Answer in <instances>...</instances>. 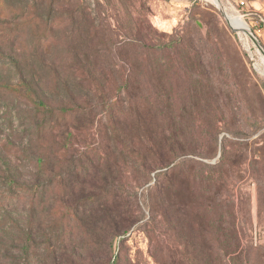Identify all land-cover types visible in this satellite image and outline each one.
<instances>
[{
  "label": "rangeland",
  "instance_id": "1",
  "mask_svg": "<svg viewBox=\"0 0 264 264\" xmlns=\"http://www.w3.org/2000/svg\"><path fill=\"white\" fill-rule=\"evenodd\" d=\"M4 1L9 9L2 11L0 2V83L30 75L49 104L78 112L77 121L63 122L67 126L58 139L60 158L52 155L55 143L52 149L47 143L42 182L58 172L64 184L58 188L49 181L39 189L34 213L27 211L28 204L0 210V264H23L21 251L26 247L31 264H111L121 244L110 237L107 219L114 218L112 209L107 215L103 209L81 208V220L67 236L68 220L59 218L53 207L58 197L67 198L71 191L81 198L97 192L92 178L74 180L72 167L86 165L87 157L93 161L91 150L102 152V147L111 156V189H118L123 207L139 221L149 219L147 191L157 178L153 163L159 159L152 140L158 137L155 129L169 128L177 137H186L194 151L187 171L195 198L188 209L197 213L188 216L191 224L183 214L178 219L183 226L189 223L184 233L194 245L185 254L183 239L176 235L180 229L164 212L169 192L176 208H184V191L165 186L153 238L163 263L264 264V53L243 28L234 31L218 8L221 2L226 14L244 20L264 48V0H79L78 5L64 3L60 9H55L58 0ZM111 26L131 29L150 47L171 44L173 39L182 45L175 53L161 55L159 63L149 55L148 63L160 69L151 74L139 69L131 79L135 91L119 93L120 80L109 65L111 53L103 52V46H111V34L106 36ZM44 29L49 46L41 47L37 38ZM117 59L120 63L126 56ZM99 92L109 104L111 96L119 94L117 117L99 103ZM28 114L24 100L0 91V185L6 167L21 182L37 181L31 158L43 144L31 141ZM201 175L207 177L203 184ZM183 179L181 175L177 183ZM230 219L239 236L234 254L213 240L227 234ZM49 243L56 247L48 248ZM154 246L147 231L128 240L123 255L147 261Z\"/></svg>",
  "mask_w": 264,
  "mask_h": 264
},
{
  "label": "trees",
  "instance_id": "2",
  "mask_svg": "<svg viewBox=\"0 0 264 264\" xmlns=\"http://www.w3.org/2000/svg\"><path fill=\"white\" fill-rule=\"evenodd\" d=\"M1 2V10L7 12L9 6L6 4L4 0H0ZM79 0H58L55 4V9H60L63 7L64 3H67L71 7L73 5H78ZM49 8V7H48ZM74 12V17L76 18V11ZM68 16H72V13L69 12ZM73 18V17H72ZM116 26L113 28L111 26L110 30L108 29L106 33L111 34V46L105 47L103 52L111 53V71L116 73L117 77L120 80V83L116 87V90L123 91L124 89L135 91L134 84H132V77L134 73H139V69L145 72H149L150 74L154 71L158 70V67L155 65H151L149 62V55H152L156 62L159 63L161 55L168 53H175V50L179 49L181 44L180 39H173L171 44L164 45H156L153 47L147 46L146 43H143L138 39L135 34L132 33L131 29L128 31L124 30L120 27ZM105 35V34H104ZM92 40V39H91ZM49 46V39L47 29L39 32L37 38V45L41 47ZM98 44V43H97ZM102 46V43L99 42ZM126 56V59H122V61L117 62V56ZM122 64V65H120ZM158 65V64H157ZM85 69V68H84ZM160 69V67H159ZM86 70V69H85ZM91 70V67L89 68ZM90 73V71H88ZM113 82L111 80V91ZM37 82L32 76H21L19 80L12 83H0V91L5 92L7 94H11L16 98L22 99L25 101V104L28 107V119H29V134L31 137V141L34 139L38 141H42L43 144L41 147H38L37 150L32 153V161L36 164L35 170L36 176L34 180H37L35 183L31 182H21L20 178L17 177L16 173L13 174L10 172V169L6 167L3 171L4 176L2 178V184L0 185V210H8L10 208L19 209L20 207L27 208V204L29 205L27 211L34 213V202L40 193L39 189L44 188L49 181L55 182L58 188L64 184V178H62L61 173L53 174V176L48 180V183H43L45 180L44 176L45 166L48 158V145L52 149V142L55 143L53 146L52 155L60 158L62 154V147L59 144V138L63 137L64 128L67 126L66 121L75 122L77 121V108H68L64 106L55 107L49 104L46 101V96L37 90ZM100 91V90H98ZM112 94V93H111ZM117 93H114L111 96V104L108 102V98L101 95L99 92L98 99L100 97L99 103L102 106H105V109L110 112L112 117H117V113L120 110V102L118 100ZM107 98V99H106ZM153 110H157L154 108ZM146 112V110H143ZM148 111V110H147ZM158 111V110H157ZM26 122V121H25ZM75 129H79L78 125H74ZM155 134L158 136L156 139H153L152 142L154 147L159 153L158 161L153 163L154 169H157L156 180L155 183L149 186L147 191L148 198L146 205L150 210L151 216L149 219L141 222L139 221L130 209L124 208L122 203V198L120 197L118 189H111V173L107 169V165L110 163V154L107 150H103L102 152H98L97 150L92 149L90 156H93V161L90 160V157H87V164L89 167H85L86 165L76 166L73 165V178L74 180H86L87 177L92 178L94 180V188L97 190L99 194L95 191H90L84 197H78L71 192L65 195H61L58 197L57 204L53 207L54 211L57 213L58 217L62 220L67 219L64 227L67 228V236H71V231L76 223V221H80V213L81 208L85 210V212L90 208L92 211L96 210H106V214H110L111 209L115 213L114 218L107 219L109 220V233L110 237L113 239H119V247L117 251L113 254L112 263L111 264H164L163 257L159 254L157 249V241L154 240V233L156 232L157 226H155L159 215L161 214V199L162 193L165 186L168 189L177 187L181 191H184L181 199L184 205L183 209H177L175 204L173 203V196L169 192L167 198L169 199V205L164 212L166 218L169 222H174L177 224L180 231L176 233L178 238L183 239L184 246L186 248L185 254L188 252V248L193 247V242L190 237L184 233L186 227L191 224V218L188 216L195 215L193 212H189L188 206L191 204L194 195L191 190L192 182L189 177V172L187 169L191 167V162L193 159L189 156V154H194L190 145H188V139L186 137H177L175 133L169 128L164 131H160L155 129ZM79 131V130H78ZM56 140L58 142H56ZM30 141V140H29ZM48 143V145H47ZM159 147V149H158ZM256 149V148H255ZM98 152V153H96ZM226 154V149L222 145L221 157H224ZM199 156L204 157V153H199ZM26 157H28L26 155ZM7 164V163H5ZM220 164L216 163L214 166H218ZM8 165V164H7ZM204 165H207L204 163ZM147 168H150L148 165ZM42 175V177H40ZM184 178L182 183H177L180 179V176ZM151 178V177H150ZM149 178V179H150ZM202 184L206 182L207 177L201 175ZM41 179V181H38ZM152 179V178H151ZM150 179V181H151ZM216 181V180H215ZM97 185V187H96ZM74 189V188H72ZM41 195V194H40ZM84 198V199H83ZM202 198V195H201ZM208 205H210L208 203ZM61 207L65 210L61 211ZM124 209V211L120 209ZM117 210V211H116ZM119 210V211H118ZM163 214V213H162ZM181 214L185 215L187 218L184 226L181 225L178 219H181ZM232 215V213H230ZM75 221V222H73ZM139 221V223L137 222ZM138 223V224H137ZM135 229L131 232V228L136 225ZM150 227V229H149ZM176 230V228H174ZM225 232L227 234L222 233L221 235L214 236L213 240L221 243L223 242L227 245V254H234L236 251L237 243L239 242V236L237 230L234 226L233 219H230L228 225H226ZM151 233V238L155 242L154 249L150 251L148 254V260L145 261V257H140L137 255L136 257H131L128 255L124 257L123 255V246L125 243L134 239L135 237H140L146 235V233ZM26 238L30 236V232L23 231ZM62 244V243H61ZM122 245V246H121ZM52 245L49 243L48 248H51ZM56 247V246H54ZM60 245L58 246V248ZM29 248L26 247L22 249L21 252L25 253V257L23 259V264H26V260L28 264H31L29 256L27 254ZM212 252V251H211ZM225 253V254H226ZM197 254V253H196ZM213 253H208V256L212 257ZM226 254V255H227ZM27 255V256H26ZM198 255V254H197ZM219 255V254H218ZM195 256V253H194ZM215 261V259H213ZM217 261H220L218 258ZM201 261L205 262L204 259Z\"/></svg>",
  "mask_w": 264,
  "mask_h": 264
},
{
  "label": "water",
  "instance_id": "3",
  "mask_svg": "<svg viewBox=\"0 0 264 264\" xmlns=\"http://www.w3.org/2000/svg\"><path fill=\"white\" fill-rule=\"evenodd\" d=\"M219 8V10L221 11V13L223 14V16H225L226 15V13H225V10H224V8H223V5H222V3L220 2V6L218 7ZM200 24V23H199ZM201 25V24H200ZM234 31H237L238 32V29H236V28H234V27H232V26H230ZM242 32H244L245 34H247L253 41H254V43L259 47V49L264 53V48H263V46L261 45V43H260V41H259V39H258V37L255 35V33L251 30V28L250 27H245V28H243L242 30H241Z\"/></svg>",
  "mask_w": 264,
  "mask_h": 264
},
{
  "label": "bare ground",
  "instance_id": "4",
  "mask_svg": "<svg viewBox=\"0 0 264 264\" xmlns=\"http://www.w3.org/2000/svg\"><path fill=\"white\" fill-rule=\"evenodd\" d=\"M214 2H218V0H213ZM227 20L229 21L230 23V26L236 28V29H239V28H245L246 27V24L244 23V20H242L240 17H235V16H231L229 14H226L225 15ZM248 80V79H247ZM247 84V83H246ZM250 87V86H249ZM244 88V87H243ZM238 91V90H237ZM241 92V91H240ZM239 92V93H240ZM244 92V91H242ZM245 94V93H244ZM246 95V94H245ZM219 97V96H218ZM248 97V96H247ZM217 98V96H216ZM222 99V98H221ZM248 101V100H247ZM249 107V106H248ZM246 109V108H245ZM243 109V110H245Z\"/></svg>",
  "mask_w": 264,
  "mask_h": 264
},
{
  "label": "built area",
  "instance_id": "5",
  "mask_svg": "<svg viewBox=\"0 0 264 264\" xmlns=\"http://www.w3.org/2000/svg\"><path fill=\"white\" fill-rule=\"evenodd\" d=\"M240 3H241L243 6L245 5V2H244V1H241Z\"/></svg>",
  "mask_w": 264,
  "mask_h": 264
}]
</instances>
